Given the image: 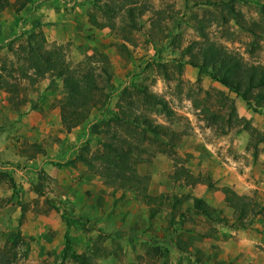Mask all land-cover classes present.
Returning a JSON list of instances; mask_svg holds the SVG:
<instances>
[{
  "label": "rangeland",
  "instance_id": "rangeland-1",
  "mask_svg": "<svg viewBox=\"0 0 264 264\" xmlns=\"http://www.w3.org/2000/svg\"><path fill=\"white\" fill-rule=\"evenodd\" d=\"M47 1L58 13L68 12L60 0H33L23 9L29 12ZM227 3L246 23L264 25V0H82L79 6L89 24H79L72 42L57 44L42 37L36 27L25 29L31 20L23 9L16 11L9 5L0 11V83L25 94H35L39 82L54 79L57 83L45 102L48 130H40V123L34 132L26 130L19 149L17 134L8 136L14 141L18 160L0 152V248L12 246L19 234L13 247L15 264H58L66 238L72 252L88 257L93 264H194L189 258L179 260L175 250L190 241L202 242L203 234L213 233L211 225H229L234 219L223 211L209 219L194 210L182 186L187 179L178 174L189 160L174 148L195 136V143H211L230 133L232 144L246 146L244 153L234 149L229 157L255 166L264 154L260 136L264 115L260 110L252 111V102L249 106L243 97L216 82L209 80L205 89L202 80L208 76L198 75L182 54L188 44L202 40L196 30L202 21L209 40L241 55L249 64L264 65V41L239 27ZM2 20L23 26L15 29ZM105 25L110 30L107 36L103 35ZM28 42L43 50L59 45L70 68L95 70L103 106L93 109L87 120L69 133L60 124L61 79L46 75L32 84L24 50ZM140 90L155 94L170 112L159 113L156 106L144 101ZM255 93H249L251 100ZM115 112L118 114L113 117ZM122 113L131 118L125 119ZM240 113L244 115L239 117ZM144 115L153 124L174 131L179 140L153 137L133 122ZM205 127L204 135H198L197 129ZM113 135L133 143L136 170L148 178V195L151 171L168 175L167 192L147 202L139 192L105 185L76 160L80 153L97 155ZM149 139L153 141L150 144ZM159 149L169 152L159 153ZM78 170L82 174L72 177ZM198 177L209 179L207 173ZM26 191L31 195L26 197ZM259 197L253 195L256 201ZM221 218L224 220H218ZM259 220L263 221L255 217L252 222ZM236 225L233 222L232 226Z\"/></svg>",
  "mask_w": 264,
  "mask_h": 264
},
{
  "label": "trees",
  "instance_id": "trees-1",
  "mask_svg": "<svg viewBox=\"0 0 264 264\" xmlns=\"http://www.w3.org/2000/svg\"><path fill=\"white\" fill-rule=\"evenodd\" d=\"M32 3L33 0H15L12 5L8 0H1L0 11L9 5L15 8L16 11H21ZM227 8L231 18L237 22L240 28L255 36H260L261 40L264 41V25L262 23H246L242 19L241 14L230 3H227ZM133 13V10H128L129 16L132 17ZM262 13H264V6ZM204 27V23L199 21L196 30L202 40L200 42H191L182 51L183 56L187 57L186 64L196 68L198 75H206L211 81L220 84L230 93L243 97L249 106L250 102H252V111L258 109L264 115V65L249 64L241 55L233 53L209 40L204 32ZM24 50L27 52L25 60L29 63V68L32 70L31 74L34 78L32 79V84L46 75L61 79L63 96L59 103V113L60 124L65 132L69 133L79 127L87 120L93 109L103 106L99 94L98 78L93 68L89 67L87 70L70 68L59 45L43 50L42 46L34 47L28 42ZM254 91L256 93L251 95V100L249 93ZM140 93L147 104L158 108L159 113L168 114L170 112L166 103L155 94L146 90H140ZM119 108H121L120 105ZM116 114L118 113L115 112L113 117L117 116ZM122 114L125 119L131 118L130 115ZM133 122L141 124L144 131L149 132L153 137L167 136L170 140H175L176 142L179 140V136L174 131H168L162 125L153 124L146 115L141 118H135ZM260 136L261 141H264V131ZM147 142L150 144L153 141L149 139ZM159 142L162 141L159 140ZM171 145L173 146V144ZM158 152L168 153L169 151L159 149ZM76 160L95 175L101 177L105 185L115 188V190L139 192L142 199L147 202L157 199V197H152L147 193L148 178L139 175L136 170L138 159L135 157L134 145L129 139L113 135L109 141L103 143L102 149L97 155L87 157L85 154L80 153ZM178 174L187 179L188 184L194 185L205 182L209 185L208 180L193 177V175L185 173L183 170H179ZM223 192L227 206L232 209L235 215L236 228H246L255 217H260L264 221L263 204L256 201L253 197L232 194L226 189ZM192 206L194 210L209 219L214 218V213H219L218 210L211 208L201 199L194 198ZM153 214L154 212L152 211L149 217L152 218ZM19 238L18 234L12 241V246L0 248V264H15L13 247ZM68 261L71 264H93L88 257L72 252L70 242L66 238L62 258L58 264H67Z\"/></svg>",
  "mask_w": 264,
  "mask_h": 264
},
{
  "label": "crops",
  "instance_id": "crops-1",
  "mask_svg": "<svg viewBox=\"0 0 264 264\" xmlns=\"http://www.w3.org/2000/svg\"><path fill=\"white\" fill-rule=\"evenodd\" d=\"M60 1H58L59 4L68 8V12L65 14L53 10L54 5L51 1L42 2L35 10L29 12L23 9L25 14H29L27 18L31 20L29 25H24L25 29L28 26L36 27L42 37L57 44L72 42L78 34L79 24L88 23V18L79 6L82 0H73L72 3L68 0ZM1 22L5 25H13L15 29L23 26L17 21L13 23V20H2ZM109 31L105 25L103 35L107 36ZM209 80L207 78L202 80L205 89L207 83L211 81ZM56 84L54 79L39 82L35 94L32 92L25 94L20 90L11 91L5 84L0 83V126H2L0 129V152H4V157L16 158V160L19 158V153L14 150V141L9 140L8 136L17 134L16 148L19 149L26 130L34 132L39 123L40 130L44 128L48 130L50 118L45 102L49 99L51 89ZM237 105H239L238 101ZM243 115L240 113L239 117ZM206 130V127L204 130L197 129L198 135H204ZM230 136L229 133L221 140L211 143H195V138H197L195 136L184 140L174 148L183 155L185 160H189L181 167V170L195 177L204 173L209 176L207 179L209 185L205 182L194 185L182 182V186L189 193L186 196H189L191 203L194 198L201 199L211 208L219 212L223 211L225 215L233 214L235 216L225 202L223 191L226 189L232 194L249 197L257 194L261 196L258 201L261 203L260 201L264 200V154L260 155L255 166H246L240 160H234L233 155L229 157V152L233 153L234 149H237L239 153H244L246 145L232 144ZM218 152L221 157L218 156ZM22 160H25V156L22 157ZM81 172L80 170L75 171L72 177H78ZM138 172L141 173V170L138 169ZM150 173L149 195L157 197L167 192L169 190L168 175L162 171H151ZM84 176L87 179L91 178V175L88 174ZM30 195L31 193L26 191L25 196ZM233 222H235V217L229 225H211V228H215L213 233L203 234L202 242L190 241L185 243L182 249L175 250L178 259L185 261L186 258H189L194 261V264H264L263 221H253L246 228L233 227Z\"/></svg>",
  "mask_w": 264,
  "mask_h": 264
}]
</instances>
